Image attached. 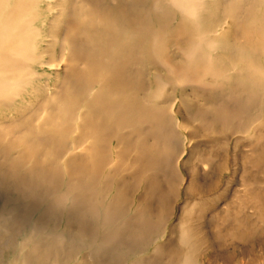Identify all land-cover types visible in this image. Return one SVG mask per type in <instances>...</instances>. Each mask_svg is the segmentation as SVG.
Instances as JSON below:
<instances>
[{
  "label": "rangeland",
  "instance_id": "rangeland-1",
  "mask_svg": "<svg viewBox=\"0 0 264 264\" xmlns=\"http://www.w3.org/2000/svg\"><path fill=\"white\" fill-rule=\"evenodd\" d=\"M41 11L44 22L39 34H43L42 46L53 62L41 65L42 70H38L35 82L21 100L0 107V264H12L29 225L41 224L49 228V234L55 229L72 236L77 233L74 216L78 214L67 213L72 207L54 201L63 189L62 177L49 187L48 181L31 174L32 164L37 162V170H63L65 156L74 154L81 161L89 142L81 141L77 147H71L78 135L76 130L67 138L69 147L62 159L51 155L48 144L36 147L34 156H24L22 152L28 150L30 141L36 145L39 129L49 128L44 121L60 122L61 111L72 98L71 82H76L79 72L88 67L83 51L92 52L94 44L104 46L101 48L105 51L118 46V40L109 35L113 34L109 30L113 25L106 20L117 16L122 27L117 28V33L130 30V43L136 50L127 67L144 73L139 78L146 88L136 94L137 100L143 106L166 107L174 140L173 147L163 146L169 163L144 170L143 164H132L133 153L125 151L119 155L124 145L113 137L106 146V163L92 188L84 193L93 194L91 204L98 207L100 198L113 201L116 195L123 194L125 201L115 219L104 226L91 219L89 235L98 238L116 225L132 223L133 216L140 212L137 208L146 204L138 203V199H147L149 218H162L160 230L153 238L161 236L157 242L164 248L160 252L148 249L135 258L155 257L165 264H179L180 258H171L168 253V249L176 247L183 252L191 249L194 264H227L232 242L226 231L228 218L243 213L254 220L264 217V83L254 82L258 77L253 75L252 82L240 83L243 72H248L243 71L247 69L245 65L264 70V0H46ZM92 19L93 31L84 25ZM89 34L97 35L91 40ZM64 42L72 43L65 58ZM192 43L195 54L188 59L185 50ZM181 62L205 71L206 80L201 83L185 75L178 79L170 68ZM249 70L250 74L260 75ZM204 85L212 88L209 103L196 91ZM222 93L230 95L231 104H227L226 98H219ZM224 102L234 110L223 121L195 114L198 108H217ZM83 109L80 107L79 112ZM187 114L191 115L189 120L185 119ZM147 128V123L137 122L116 130H137L133 136L142 133L138 140L149 147L153 144L152 135L143 138ZM86 178L81 176L82 184ZM155 182L160 185V193L167 195L163 204L159 192L150 195L149 189ZM248 190L258 194L262 201L258 200L259 207ZM255 223L258 228L264 227L261 221ZM260 230L236 243V261H264ZM185 234L188 240L182 243ZM92 248L67 241L58 261L53 255L45 264L124 262V254H103L98 257L102 261H93L96 256L89 253ZM131 259L134 257L128 262Z\"/></svg>",
  "mask_w": 264,
  "mask_h": 264
},
{
  "label": "bare ground",
  "instance_id": "bare-ground-1",
  "mask_svg": "<svg viewBox=\"0 0 264 264\" xmlns=\"http://www.w3.org/2000/svg\"><path fill=\"white\" fill-rule=\"evenodd\" d=\"M45 1L0 0L1 108L11 103L16 104L21 100L26 95L27 89L35 82V75L38 73V70H42L41 65L53 62V57L47 56L48 50L42 46V43H44L42 40L43 34H39L44 22V19L41 17V10ZM106 20L107 23L113 25V27L110 26L109 28L113 34L109 35L118 40V46L112 51H105L104 48H101L104 46L94 44L91 45L92 52L86 53L83 51L87 55L88 67L79 72L76 82H71L72 87H74L70 92L72 98H70L67 105H64L61 111L60 122L57 123L53 119L44 121V124L48 125L49 128L44 130L39 129L35 135L36 145L30 141L27 146L28 150L22 152L24 156L27 154H33L32 156H34L39 145L47 146L48 144L51 155L61 157L62 159L64 151H67L69 147L67 138L71 132L76 130H78V135L72 140L71 147H77V144L81 141L89 142L88 146L83 149L87 152L81 161L78 162V157L74 154L65 156L62 164L63 170L57 167L49 170H37L35 169L37 162L33 161L32 164L34 172L32 171L31 174L36 175L42 181H48V186H52L54 181L62 177L63 189L59 190L61 192L54 198V201L58 205L72 207L67 213L73 214L75 212V214H78L74 216L78 223L77 233L72 236L63 231L56 232L55 229L49 234L47 233L49 228L41 224L29 225V229L25 231L22 240L19 241L20 246L14 253L15 259L12 264H45L48 258L53 255L56 261H58L57 256H59V252L62 251V247L65 246L67 241L73 245L76 244L78 247L90 249L93 247L94 252H89L91 255L96 256H94L93 261H97L98 257H101L103 254L104 256L124 254L125 259H123V264H165L162 260L155 257L145 258L139 256L135 258L136 254L138 255L148 249L160 252L164 248L157 242L161 236L153 238L154 233L160 230L162 218L155 220L149 218L150 205L149 202H146L147 199L140 202L138 199V203L146 204L140 207V209L139 207L137 208L140 212L133 216L131 219L132 223H125L122 226L116 225V227L111 228L106 234L98 238H92L89 235L91 219L92 221L97 219L98 224H100L99 226H104V224L109 223L113 218L115 219L118 211H120V207L123 205L122 202L125 201L123 194L120 196L116 195L113 201H105L103 198H100L98 207L91 204L90 198L93 194L84 193L85 190L87 191L89 188H92V182H95V177L99 175L100 169L106 163L105 161L108 157L107 152H105L107 150L106 146L113 140V137L117 142L124 145L119 150V155L125 151L133 153L132 164H143L144 170L154 167L160 168L164 162L169 163V156L166 154V151H163V146L173 147L174 140V134L171 130L172 120H170L171 117L166 112V107L160 106V104H146L143 106L137 100V95L146 88V84L142 83L139 78L144 74L141 69L133 70V68L127 67L129 60L136 54L135 45L130 43V30L126 34H118L117 28L119 30L122 28L119 16L107 18ZM84 25L89 30L94 29V19L89 20ZM95 35L97 34H89L91 40ZM70 45L64 42L63 58L68 53ZM192 46L193 43L188 50H185L188 59L195 54ZM161 61L163 62L164 59ZM245 68L247 69L243 71L248 70V72L246 75L243 72L244 77H240L243 79L240 83L243 82L244 85L252 82V75L254 78L258 77L257 81L254 82L264 83V70L261 71L262 69L258 66L249 67L245 65ZM249 69L251 71L254 69L255 73H260V75L250 74ZM170 71H173L178 79L185 75L193 81L201 82L202 80L203 82L207 78L204 75L205 71L201 72L202 70L200 71L199 68L189 65L187 62L176 63V68L174 65L170 68ZM205 84L209 83L206 82ZM199 88L196 91L202 94L208 102L212 88L209 85ZM74 98L76 99L71 100ZM219 98L224 100L226 98L227 104H231L232 102L228 94L222 93ZM80 107L84 108V111L81 113L79 112ZM231 108L230 105H226L224 102L217 108H198L195 114L203 119L216 117L223 121L226 119L225 115L229 117L233 114L234 108ZM75 117L76 123L73 124ZM190 117L191 115L187 114L185 119L189 120ZM136 121L138 124H148L146 135L143 138L147 135H152L153 144L149 145V147H146L141 140H138L142 136V133L138 134L139 137L135 138L133 136L138 133L136 132L137 130L131 129L124 132L116 130L131 127L137 123ZM115 132L117 133L114 134ZM170 149L174 150L173 148ZM21 158L24 159V157ZM13 163L16 162L14 161ZM81 176H87L83 184L81 183ZM159 189V183L155 182L152 188L149 189V192L150 195L159 192L163 204L167 195L160 193ZM252 193L253 191L248 190V194L254 195ZM70 199H74V201L70 202ZM254 199L256 200L254 202L259 207L262 201H260L258 194L254 195ZM257 221L264 223V217L254 220L253 217L244 215L243 213L235 216L234 219L228 218L226 231L227 236L232 239V242H230L231 250L226 255L227 264H264V261H259L258 263L254 260L244 262L242 260L236 261L235 259V253L238 250L236 243L246 241L249 233L257 232L261 229L258 237L264 240V227L261 225L258 228L255 223ZM187 240L188 234L183 235L181 242L185 243ZM152 245L154 247H151ZM168 253L171 258L172 256L173 258L179 257V264H194L192 259L193 251L191 249L183 252L180 248L172 247L168 249ZM131 257H134V259L128 262V259ZM81 260L83 261V259ZM99 261H102V259H99ZM78 263L81 262L78 261Z\"/></svg>",
  "mask_w": 264,
  "mask_h": 264
}]
</instances>
